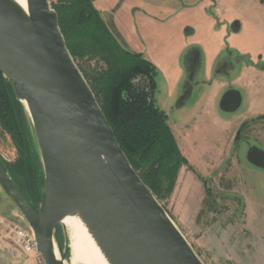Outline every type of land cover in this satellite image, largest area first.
<instances>
[{
	"label": "water",
	"instance_id": "water-1",
	"mask_svg": "<svg viewBox=\"0 0 264 264\" xmlns=\"http://www.w3.org/2000/svg\"><path fill=\"white\" fill-rule=\"evenodd\" d=\"M0 0V73L27 104L44 168L33 205L0 157V184L46 264H67L56 230L79 216L110 264H204L120 146L50 0ZM59 253V257L56 254Z\"/></svg>",
	"mask_w": 264,
	"mask_h": 264
},
{
	"label": "rangeland",
	"instance_id": "rangeland-1",
	"mask_svg": "<svg viewBox=\"0 0 264 264\" xmlns=\"http://www.w3.org/2000/svg\"><path fill=\"white\" fill-rule=\"evenodd\" d=\"M117 1L96 0L95 5L105 18L111 19L113 7L120 3ZM50 2L53 5L58 1ZM184 3L186 0H125L119 19L116 18V26L127 37L130 49L142 52L160 71L155 101L170 114V123L181 120L185 116L182 112H193L196 101L208 89L201 85L197 73L193 79L182 81L176 90L178 95L169 92L177 74L186 70L174 58L179 43L178 35L173 34L183 24L184 17L180 14L171 18L169 12ZM78 63L89 77L103 66L96 58H85ZM243 65L238 66L234 76ZM255 67L264 69L262 64ZM186 92H189L187 108L173 116V107H177ZM255 104L264 106V94L256 97ZM214 112L222 121L201 124L192 133L195 139L208 142L202 152L189 154L195 171L184 166L173 194L158 200L204 264H264V168L260 157L264 152V116L250 114L241 106L230 111L225 104L223 111L218 104ZM19 156L11 136L0 125V157L12 164ZM42 170L41 182L43 164ZM12 210H17L19 215H14ZM0 217L31 229L1 184ZM59 227L65 241L69 240L65 227L62 224ZM0 235L17 249L2 228ZM31 256H26V264H39Z\"/></svg>",
	"mask_w": 264,
	"mask_h": 264
},
{
	"label": "trees",
	"instance_id": "trees-1",
	"mask_svg": "<svg viewBox=\"0 0 264 264\" xmlns=\"http://www.w3.org/2000/svg\"><path fill=\"white\" fill-rule=\"evenodd\" d=\"M52 7L59 16L67 46L88 80L116 138L134 169L157 199L169 198L180 170L188 166L168 124V114L155 101L157 67L141 53L124 47L102 18L93 0H57ZM97 59L102 69L89 77L78 60ZM141 77L145 82L136 83ZM0 125L19 152L15 163L4 161L10 176L35 206L42 201V163L29 114L12 83L0 73ZM208 193L209 189H208ZM56 240L65 246L60 227Z\"/></svg>",
	"mask_w": 264,
	"mask_h": 264
},
{
	"label": "crops",
	"instance_id": "crops-1",
	"mask_svg": "<svg viewBox=\"0 0 264 264\" xmlns=\"http://www.w3.org/2000/svg\"><path fill=\"white\" fill-rule=\"evenodd\" d=\"M124 1H117L120 3L113 7L111 19L105 18L104 14L102 16L123 46L130 49L127 37L116 26ZM179 8H174L169 14L171 18L180 14L184 17L183 24L175 28L173 34L178 35L179 43L174 58L182 62L186 70L180 71L172 81L170 95L175 96L182 81L193 79L197 73L201 76V85L208 87L203 98L196 101L193 112H182L185 116L181 120L170 123L168 113V123L190 164L189 154L192 151L202 152L208 144L195 139L193 130L204 123L212 124L216 119L222 121L214 115L218 104L222 111L225 104L230 111L241 106L250 114L264 116V106L257 107L255 104L256 97L264 94V69L255 67L264 65V0H186ZM242 64L239 73L234 76ZM230 65H233L232 68H229ZM188 96L189 92L182 95V101L177 103L176 108L173 107V116L187 108L185 102ZM260 157L263 158L264 168V152ZM12 213L19 215L17 210H12ZM3 238L0 235V264H26V255L13 249Z\"/></svg>",
	"mask_w": 264,
	"mask_h": 264
},
{
	"label": "bare ground",
	"instance_id": "bare-ground-1",
	"mask_svg": "<svg viewBox=\"0 0 264 264\" xmlns=\"http://www.w3.org/2000/svg\"><path fill=\"white\" fill-rule=\"evenodd\" d=\"M26 12L27 0H15ZM26 110L27 104L23 103ZM70 241L71 255L68 264H110L97 245L87 226L79 216H68L62 221ZM59 257V253L56 250Z\"/></svg>",
	"mask_w": 264,
	"mask_h": 264
},
{
	"label": "built area",
	"instance_id": "built-area-1",
	"mask_svg": "<svg viewBox=\"0 0 264 264\" xmlns=\"http://www.w3.org/2000/svg\"><path fill=\"white\" fill-rule=\"evenodd\" d=\"M0 228L6 232L18 251L26 256L32 255L39 264H46L37 249V242L32 229L23 228L3 217H0Z\"/></svg>",
	"mask_w": 264,
	"mask_h": 264
},
{
	"label": "flooded vegetation",
	"instance_id": "flooded-vegetation-1",
	"mask_svg": "<svg viewBox=\"0 0 264 264\" xmlns=\"http://www.w3.org/2000/svg\"><path fill=\"white\" fill-rule=\"evenodd\" d=\"M93 2H94V0H93ZM94 5H95V2H94ZM95 7H96V5H95ZM97 8V7H96ZM98 9V8H97ZM99 10V9H98ZM100 11V10H99ZM100 13H101V11H100ZM101 16H102V13H101ZM102 18H103V16H102ZM104 19V18H103ZM105 20V19H104ZM105 22L107 23V21L105 20ZM108 24V23H107ZM108 26L110 27V29L112 30V27L108 24ZM113 31V30H112ZM114 32V31H113ZM115 33V32H114ZM115 35L117 36V38L119 39V41L121 42V40H120V38L118 37V35L115 33ZM121 44H122V42H121ZM123 45V44H122ZM130 50V49H129ZM131 51H133V50H131ZM133 52H136V51H133ZM137 53H141V54H143L142 52H137ZM144 56V55H143ZM144 58L146 59V57L144 56ZM146 60H148V59H146ZM149 61V60H148ZM157 67V66H156ZM158 69V68H157ZM159 71V70H158ZM159 74H160V71H159ZM157 78H158V76H157ZM157 78H156V82H157ZM145 81L144 80H142V78L141 77H139L138 79H137V81H136V83H138V84H140V83H144ZM157 89V88H156ZM155 92H156V90H155ZM155 96V95H154ZM160 108V107H159Z\"/></svg>",
	"mask_w": 264,
	"mask_h": 264
}]
</instances>
